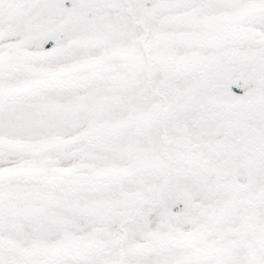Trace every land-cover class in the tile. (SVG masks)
I'll list each match as a JSON object with an SVG mask.
<instances>
[{"label": "snow or ice", "instance_id": "6c2138e0", "mask_svg": "<svg viewBox=\"0 0 264 264\" xmlns=\"http://www.w3.org/2000/svg\"><path fill=\"white\" fill-rule=\"evenodd\" d=\"M0 264H264V0H0Z\"/></svg>", "mask_w": 264, "mask_h": 264}]
</instances>
